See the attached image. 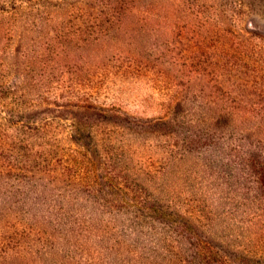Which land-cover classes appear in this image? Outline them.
<instances>
[{"label": "rangeland", "instance_id": "obj_1", "mask_svg": "<svg viewBox=\"0 0 264 264\" xmlns=\"http://www.w3.org/2000/svg\"><path fill=\"white\" fill-rule=\"evenodd\" d=\"M0 264H264V0H0Z\"/></svg>", "mask_w": 264, "mask_h": 264}]
</instances>
